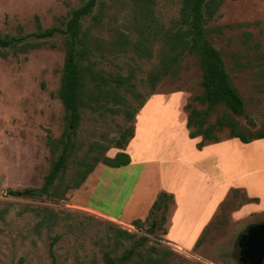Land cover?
I'll return each instance as SVG.
<instances>
[{
  "label": "rangeland",
  "instance_id": "1",
  "mask_svg": "<svg viewBox=\"0 0 264 264\" xmlns=\"http://www.w3.org/2000/svg\"><path fill=\"white\" fill-rule=\"evenodd\" d=\"M87 1L0 0V41L12 42L5 48L0 45V210L6 214L0 221V264H53L52 251L55 264H105L106 253L120 257L141 237H147V241L137 251L155 252L165 264H242L239 239L251 225L264 223V213H241L239 202H227L220 211V220L199 246L181 249L166 238L176 202L170 205L166 224L155 225V233H150L152 220L141 229L114 223L80 208L84 202L75 200L74 195L84 185L68 190L80 171H88L97 158L119 150L117 143L123 134L137 130V126L140 135L133 148L141 154L151 158L170 156L178 164L196 151L190 131L187 136L183 124L191 110L188 105L205 109L195 100L204 91L203 69L199 58L187 53L177 72L158 84L154 92L157 98L142 117L138 118L141 110L130 120L124 105L119 106V113L106 109L84 111L63 177L49 195L26 194L44 186L62 151V145L55 146L49 139L59 141L66 129V111L59 95L66 35L58 32L51 38H39L37 34L51 28L65 29L72 10ZM182 2L99 0L93 13L83 20L91 52L86 63L94 64L106 77H131L130 84L119 90L131 107L127 111L133 112L154 96L149 77L162 66L165 57L170 60L174 55L167 41L180 28ZM206 32L208 41L221 52L245 102L244 116L219 106L209 123L229 114L244 135L251 138L264 132V0H227L206 25ZM218 135L221 141L233 139L228 128ZM198 144L197 149L203 150ZM171 170L166 169L169 180ZM116 171L102 166V171L95 174L98 178L90 205L121 216L138 173ZM177 172L182 190L174 227L186 237L190 218L204 207L212 191L196 178L188 180L192 177L189 170L184 172L178 167ZM225 172L226 180L230 179L232 170ZM154 177L159 180V172ZM181 177L184 180L180 183ZM117 188L121 199L113 207L112 192ZM119 229L134 236L125 238L117 232Z\"/></svg>",
  "mask_w": 264,
  "mask_h": 264
},
{
  "label": "trees",
  "instance_id": "2",
  "mask_svg": "<svg viewBox=\"0 0 264 264\" xmlns=\"http://www.w3.org/2000/svg\"><path fill=\"white\" fill-rule=\"evenodd\" d=\"M227 0H183L180 16V28L168 37V45L174 51L173 57L169 60L166 57L162 61V66L149 77L152 87V95L160 82L170 74H175L180 67L182 57L187 53L199 58L203 69V94L195 98L205 109L198 110L191 108L187 117V128L190 131V138L201 137L202 141L198 148H204L208 143L221 142L218 133L226 128L230 130V138H238L243 143L253 140L263 139L264 132H258L250 137L239 131L237 121L229 114H224L215 123L210 124L209 118L219 106H225L233 115H245V102L243 97L234 86L232 78L227 70L221 52L216 49L207 39L206 25L213 20L221 10ZM99 0H88L80 8L71 12L65 29L51 28L37 34L39 38H51L56 33L61 32L66 35V57L59 91L60 99L65 107L66 129L59 141L50 138L51 144L62 145V151L45 178L41 191L43 195H49L56 182L63 177L68 167L70 154L74 147V137L80 128L84 111H95L106 109L112 113H119V106L124 105V112L133 120L135 115L144 108L147 102H143L133 112L127 111L130 105L126 102L119 90L126 88L130 84L131 77L108 76L98 71L94 64L89 62L91 52L86 45L85 33L83 32V20L90 16ZM12 44L9 40H1V47L5 48ZM36 47L38 45H32ZM3 54V53H2ZM139 98L137 92H133ZM112 104V106H109ZM117 106V107H116ZM135 130L128 134L124 133L123 141L117 143V148L123 150L114 158L105 156L103 159H96L94 165L86 172L80 171L75 178L73 185L68 190L79 189L86 183L90 175L99 163L109 168H122L131 164V157L124 152L129 142L134 138ZM54 146V147H55ZM19 195V193H12ZM175 204V197L167 192H160L154 202L149 217L146 221L136 220L132 224L136 229H141L144 224L151 221L150 233H155V225L164 226L167 222L166 214L170 205ZM161 212L160 218L159 213ZM5 212L0 210V221L5 219ZM125 238L134 235L128 231L119 229L117 231ZM147 237H141L136 241L134 247L127 250L120 257H112L109 253L104 256L105 264H165L166 261L155 255V252L141 254L137 249L145 244ZM55 264V254L51 253Z\"/></svg>",
  "mask_w": 264,
  "mask_h": 264
},
{
  "label": "crops",
  "instance_id": "3",
  "mask_svg": "<svg viewBox=\"0 0 264 264\" xmlns=\"http://www.w3.org/2000/svg\"><path fill=\"white\" fill-rule=\"evenodd\" d=\"M156 96L154 95L146 103L138 118L142 117L153 99L157 98ZM173 96L176 97L179 94ZM186 125L187 119L183 124L187 135L189 130ZM139 135L140 127L137 126L132 142L130 141L126 150H124L131 157V164L122 168H112L117 170L118 173L122 170H126L128 173H138L132 193L123 203L121 216H117L109 210L106 212L90 205V197L92 198L95 194L98 178L95 174L102 171V166L105 165L98 166L90 175L84 187L74 195L75 200L84 202L79 205L81 209L117 224L132 225L136 220L146 221L159 193L167 192L175 197L176 211L171 218L166 238L172 245L181 249H192L194 246L197 247L201 244L203 237L220 220V211L226 206L227 202L228 204L239 202V204H242L241 213L247 215L264 213V138L249 143H243L238 138L227 139L219 143H208L203 150L199 151L197 144L202 141V138L199 137L192 140L196 151L191 152L186 161L184 158L182 162L174 164L175 160L171 159L170 156L165 157V159L154 155L151 158V156L141 154L138 149L133 148V144L138 140ZM122 151L120 149L114 150L108 156L114 158ZM194 156L197 157V160H194ZM165 167L167 172L172 169L170 172L171 180L166 174ZM178 167L179 169L183 168L184 172L189 170L192 177L188 180L196 178L202 186L211 188L212 191L204 207L200 208L190 218L191 224L186 230V237L185 234L180 236L177 227H174L180 210L178 203L182 190L181 184L177 183L179 177ZM229 170H232L231 178L226 180L225 171ZM156 172H159V180H155ZM183 180L184 178L181 177L180 183ZM112 193V204L115 207L121 199V192L117 188L113 189ZM104 194L105 192L101 193L100 196L102 197ZM178 236L185 241L180 240Z\"/></svg>",
  "mask_w": 264,
  "mask_h": 264
},
{
  "label": "water",
  "instance_id": "4",
  "mask_svg": "<svg viewBox=\"0 0 264 264\" xmlns=\"http://www.w3.org/2000/svg\"><path fill=\"white\" fill-rule=\"evenodd\" d=\"M29 196L41 197V189L31 190ZM240 261L242 264H264V223L248 227L239 239Z\"/></svg>",
  "mask_w": 264,
  "mask_h": 264
}]
</instances>
